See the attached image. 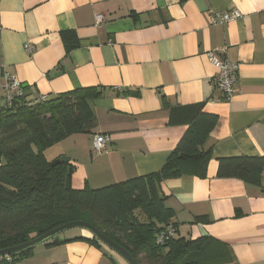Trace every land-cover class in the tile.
Here are the masks:
<instances>
[{
    "label": "crops",
    "instance_id": "crops-1",
    "mask_svg": "<svg viewBox=\"0 0 264 264\" xmlns=\"http://www.w3.org/2000/svg\"><path fill=\"white\" fill-rule=\"evenodd\" d=\"M232 10L240 17L210 21L212 11ZM208 51L237 63L229 100L214 83ZM5 72L32 98L101 91L90 100L92 132L43 152L47 161L68 158L74 188L158 171L186 130L168 124L169 107L202 103L217 116L204 143L211 152L205 176L159 184L174 237H209L205 264H264V172L258 183L217 175L220 158L264 155V0H0V83ZM95 134L108 136L99 152ZM92 237L83 228L57 235L67 241L36 244L15 264H129Z\"/></svg>",
    "mask_w": 264,
    "mask_h": 264
},
{
    "label": "trees",
    "instance_id": "trees-1",
    "mask_svg": "<svg viewBox=\"0 0 264 264\" xmlns=\"http://www.w3.org/2000/svg\"><path fill=\"white\" fill-rule=\"evenodd\" d=\"M75 44L68 42L67 48ZM100 95L95 87H76L38 99L23 87L22 96L0 106V250L82 220L124 248L137 264H205L203 249L209 237L171 235L156 243L173 216L159 195V184L171 177L205 176L211 152L204 143L217 116L204 112L202 103L169 107L168 124L185 125L186 130L158 171L96 189L74 188V165L67 161L52 166L43 152L71 134L91 133L96 117L90 100ZM262 172L264 155L218 161L220 177L258 183ZM54 239L57 236L45 242L67 241ZM87 240L97 246L101 242L94 236ZM32 249L2 256L0 264H15Z\"/></svg>",
    "mask_w": 264,
    "mask_h": 264
},
{
    "label": "built area",
    "instance_id": "built-area-1",
    "mask_svg": "<svg viewBox=\"0 0 264 264\" xmlns=\"http://www.w3.org/2000/svg\"><path fill=\"white\" fill-rule=\"evenodd\" d=\"M241 13L238 10H232L229 12H218L212 11L209 15L210 21L212 23H226L233 19L240 17ZM94 19L96 23L103 20V15L95 14ZM32 45L30 43L24 44V49L26 51L32 50ZM208 60L216 68L217 72L214 77L215 85L223 92V97L225 100H229L233 93V86L235 82V73L237 70V63L223 58L216 51H208L206 53ZM0 106L8 105L14 101V99L19 98L23 95V87L21 82L14 76L5 72L2 74V79L0 83ZM46 95L40 94L38 99H45ZM108 141V136L105 134H95L92 138V148L95 152L101 151L106 142ZM175 228L170 223L165 228L160 231L156 237V243L161 244L171 235H174Z\"/></svg>",
    "mask_w": 264,
    "mask_h": 264
},
{
    "label": "water",
    "instance_id": "water-1",
    "mask_svg": "<svg viewBox=\"0 0 264 264\" xmlns=\"http://www.w3.org/2000/svg\"><path fill=\"white\" fill-rule=\"evenodd\" d=\"M24 87V86H23ZM67 157H59L58 159H55L50 162V165L54 166L60 162H67ZM83 228L88 230L94 237H96L98 240H100L102 243L119 253L129 264H137L135 259L120 245L115 243L113 240H111L109 237H107L104 233L100 232L96 227H94L92 224L82 221V220H74L69 221L67 223H64L62 225H59L41 235L35 236L31 238L30 240L20 243L18 245H14L11 247H7L0 250V257L9 255L12 253H18L23 250H26L27 248L33 247L36 244L45 242L46 240L53 238L54 236H57L59 233L71 229V228ZM54 242H57V239H54Z\"/></svg>",
    "mask_w": 264,
    "mask_h": 264
},
{
    "label": "rangeland",
    "instance_id": "rangeland-1",
    "mask_svg": "<svg viewBox=\"0 0 264 264\" xmlns=\"http://www.w3.org/2000/svg\"><path fill=\"white\" fill-rule=\"evenodd\" d=\"M66 157V156H65ZM48 160H50L49 162H51V161H53V160H55V159H48ZM136 213H138V211L136 212ZM139 214V213H138ZM140 219L141 220H143V217L142 216H140ZM80 228H77V227H75V228H71V229H68V230H65V231H63V232H61V233H59L58 235H61V234H63V233H73L74 231H78Z\"/></svg>",
    "mask_w": 264,
    "mask_h": 264
}]
</instances>
